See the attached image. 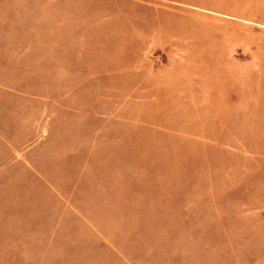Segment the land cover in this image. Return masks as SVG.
Here are the masks:
<instances>
[{"label": "rangeland", "instance_id": "1", "mask_svg": "<svg viewBox=\"0 0 264 264\" xmlns=\"http://www.w3.org/2000/svg\"><path fill=\"white\" fill-rule=\"evenodd\" d=\"M0 264H264V0H0Z\"/></svg>", "mask_w": 264, "mask_h": 264}]
</instances>
